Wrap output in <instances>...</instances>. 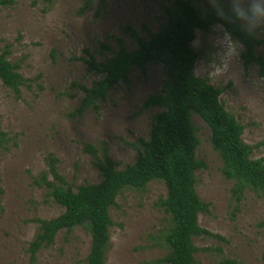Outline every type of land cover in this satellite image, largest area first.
Segmentation results:
<instances>
[{
    "label": "rangeland",
    "instance_id": "rangeland-1",
    "mask_svg": "<svg viewBox=\"0 0 264 264\" xmlns=\"http://www.w3.org/2000/svg\"><path fill=\"white\" fill-rule=\"evenodd\" d=\"M203 7L205 6L201 0ZM84 0H14L0 5V52L9 46L8 59L20 64L25 78L35 79L22 87L17 99L0 79V132L6 134L0 146V264H86L91 248L87 229L61 230L52 246L41 249L31 262L29 245L39 230L35 219H52L64 209L49 197L47 187L35 183L48 171L47 157L58 159V170L76 189L101 181L95 157L83 150L85 143L98 146L107 141L117 169L136 161L130 145L150 136L153 116L160 109H143L149 95L161 91L166 79L162 63H150L145 75L135 69L129 84L115 86L98 112L86 110L72 115L84 96L75 84L91 86L100 76L87 72L79 57L88 49L103 60L98 42L118 49L122 38L129 49L136 41L127 28L148 38L167 22V0H100L82 10ZM215 26L198 31L193 42L199 56L195 74L223 89L225 108L244 126L243 140L252 149V158L264 156V76L258 64L244 66L243 45L228 54ZM264 39V35L259 36ZM55 54H52L53 50ZM257 53L264 55V43ZM192 123L200 139L196 158L206 167L196 171L200 199L209 203V212L199 215L201 227L223 238L194 237L199 251L196 264H215L231 258L237 264H264V197L247 190L236 206L232 199L234 182L222 174V160L213 147L211 129L197 115ZM52 180V177H49ZM167 197L163 181H152L144 189H128L110 208L113 225L106 264H154L168 252L165 235L170 215L159 202Z\"/></svg>",
    "mask_w": 264,
    "mask_h": 264
},
{
    "label": "trees",
    "instance_id": "trees-1",
    "mask_svg": "<svg viewBox=\"0 0 264 264\" xmlns=\"http://www.w3.org/2000/svg\"><path fill=\"white\" fill-rule=\"evenodd\" d=\"M42 1L47 5L52 2ZM106 1L100 0L99 10L105 7ZM167 1V22L160 31L143 38L135 29L127 28L136 41L135 48L129 49L125 41L118 38L116 50L106 42H98L103 60H98L88 49H85L86 57L78 58L85 62L87 72L100 78L91 86L75 84L84 96L72 115L81 116L88 109L98 112L100 102L107 99L115 86L129 84L130 74L135 69L145 75L150 63H162L166 79L161 91L149 95L144 101L143 109L158 108L160 111L153 116L149 138H140L137 143L130 144L138 157L123 169H117L107 141L101 140L98 146L84 144L83 150L95 157V166L101 172L102 179L97 183H86L74 189L59 172L58 159L53 154L47 157L48 171L35 179V183L47 187L49 197L64 211L52 219L34 220L39 224V230L29 245L31 262L36 260L41 249L54 244L61 230L70 232L83 227L91 235L86 264H106L113 225L110 208L123 191L142 190L152 181L165 183L167 197L159 205L171 219L165 235L168 252L153 261L154 264H196L195 254L199 249L193 242L194 237L211 236L223 240L199 224V215L209 212L210 204L200 199L196 189V171L206 165L196 158L200 139L192 123L193 114L199 115L211 129L213 147L222 160V174L234 182L231 192L236 206L244 199L247 190L264 197V156L252 158L253 148L242 138L244 126L225 108L221 99L223 89L195 74L199 54L193 47L198 31L208 33L220 25L243 45L241 58L245 68L258 64L260 74L264 76V55L257 53L264 39L249 37L238 25L218 21L211 14L201 15L197 8L203 7L202 3ZM92 2L84 0L81 11ZM13 3L14 0H0L2 6ZM55 52L54 49L52 54ZM9 54V46L0 52V79L20 99L22 87H30L37 78H25L19 71L20 64L10 61ZM6 140V134L0 132V146H4ZM215 264H237V261L224 258Z\"/></svg>",
    "mask_w": 264,
    "mask_h": 264
},
{
    "label": "clouds",
    "instance_id": "clouds-1",
    "mask_svg": "<svg viewBox=\"0 0 264 264\" xmlns=\"http://www.w3.org/2000/svg\"><path fill=\"white\" fill-rule=\"evenodd\" d=\"M199 5L201 0H192ZM204 7H198L201 15H213L218 21L238 25L249 37L264 35V0H202ZM229 55H234L241 47L240 42L232 38L230 31L220 33Z\"/></svg>",
    "mask_w": 264,
    "mask_h": 264
}]
</instances>
